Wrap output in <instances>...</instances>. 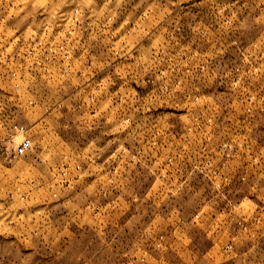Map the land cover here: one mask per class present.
I'll return each instance as SVG.
<instances>
[{
    "label": "rangeland",
    "instance_id": "1",
    "mask_svg": "<svg viewBox=\"0 0 264 264\" xmlns=\"http://www.w3.org/2000/svg\"><path fill=\"white\" fill-rule=\"evenodd\" d=\"M0 264H264V0H0Z\"/></svg>",
    "mask_w": 264,
    "mask_h": 264
},
{
    "label": "built area",
    "instance_id": "2",
    "mask_svg": "<svg viewBox=\"0 0 264 264\" xmlns=\"http://www.w3.org/2000/svg\"><path fill=\"white\" fill-rule=\"evenodd\" d=\"M28 145H29L28 142L23 143L22 146H21V148H20V150H21V151H22V150H25V149L27 148Z\"/></svg>",
    "mask_w": 264,
    "mask_h": 264
},
{
    "label": "crops",
    "instance_id": "3",
    "mask_svg": "<svg viewBox=\"0 0 264 264\" xmlns=\"http://www.w3.org/2000/svg\"><path fill=\"white\" fill-rule=\"evenodd\" d=\"M250 263H252V262H250Z\"/></svg>",
    "mask_w": 264,
    "mask_h": 264
}]
</instances>
